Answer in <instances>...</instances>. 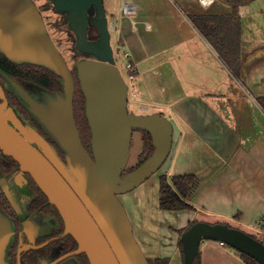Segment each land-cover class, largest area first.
<instances>
[{"label":"water","instance_id":"water-1","mask_svg":"<svg viewBox=\"0 0 264 264\" xmlns=\"http://www.w3.org/2000/svg\"><path fill=\"white\" fill-rule=\"evenodd\" d=\"M50 1L74 31L75 48L93 56L76 65L91 129V151L75 117V76L45 30L41 9L26 0H0V51L15 62L50 68L60 76L63 91L36 83L22 85L1 70L0 75L14 85L20 102L22 98L23 105L46 128L64 152L65 161L44 135L23 124L1 82L0 148L15 158L21 171L30 172L61 212L66 232L76 238V252H85L91 264H150L119 194L136 188L161 168L172 149L173 124L160 113L129 111V87L111 42L115 24L106 15L104 0ZM92 28L96 33L90 39ZM31 84L40 86L41 96L30 93ZM135 130L151 134L154 150L139 166L125 172ZM1 176L0 170V184L10 196L7 180ZM9 233L10 222L0 212V264H7ZM207 239L223 241L264 264L262 240L229 223L207 221H196L181 234L184 264H194L201 242Z\"/></svg>","mask_w":264,"mask_h":264},{"label":"crops","instance_id":"crops-1","mask_svg":"<svg viewBox=\"0 0 264 264\" xmlns=\"http://www.w3.org/2000/svg\"><path fill=\"white\" fill-rule=\"evenodd\" d=\"M128 2L137 14L123 13ZM249 2L239 9V76L190 19L232 13L226 0H105V10L138 69L141 114L160 113L173 124L160 175L196 174L201 185L192 202L205 219L264 234V107L258 99L264 96V10L254 11ZM182 215L186 222L192 218L186 209ZM180 223L169 233L152 221L139 230L134 225V232L147 256L184 264L179 240L186 225ZM212 241L201 242V264H250L238 250Z\"/></svg>","mask_w":264,"mask_h":264},{"label":"flooded vegetation","instance_id":"flooded-vegetation-1","mask_svg":"<svg viewBox=\"0 0 264 264\" xmlns=\"http://www.w3.org/2000/svg\"><path fill=\"white\" fill-rule=\"evenodd\" d=\"M65 23L68 26L66 21ZM94 34L89 33V38H93ZM76 43L75 35V45ZM78 52L79 59L93 57L89 53ZM66 61L68 63L67 59ZM76 63L73 66L68 63L75 79ZM0 82L4 86L9 104L14 107L23 124L34 127L44 135L64 160V153L56 146V142L46 128L8 89L2 77ZM85 146L87 147L86 144ZM0 170L1 177L7 180V188L15 181L23 186L10 197L0 184V212L8 219L12 230L11 239L5 250L7 264H91L85 252H76L79 244L71 233L66 232L65 220L59 209L50 202L30 172L21 171L20 164L15 158L3 153L1 148Z\"/></svg>","mask_w":264,"mask_h":264},{"label":"trees","instance_id":"trees-1","mask_svg":"<svg viewBox=\"0 0 264 264\" xmlns=\"http://www.w3.org/2000/svg\"><path fill=\"white\" fill-rule=\"evenodd\" d=\"M233 7L230 14H194L190 15V19L200 32L212 43V45L220 53L221 57L236 74L240 75L242 69L241 41H242V19L239 14L240 5L250 0H226ZM50 2L45 7L49 8ZM0 70L7 73L20 84L36 83L52 91H63L60 76L50 68L34 64L31 62L18 63L8 58L0 51ZM77 79V71L75 68ZM0 77H2L0 75ZM259 102L264 107V96H260ZM75 117L78 128L81 133L83 142L87 148L91 150V129L87 116L85 114V96L80 87L79 80H76L75 90ZM147 133V141L145 142L142 161L146 160L154 150L152 136ZM59 150L62 149L56 143ZM62 153H64L62 151ZM65 155V154H64ZM135 167L127 168L125 171H131ZM201 185V179L192 173L161 175L160 183V199L159 205L162 209L173 210L181 208H194L192 197ZM195 222V221H194ZM193 222V223H194ZM193 223H190L192 225ZM264 228V224H262ZM187 227L180 229L179 245L183 250L181 234ZM254 236V235H253ZM256 237V236H255ZM257 238V237H256ZM259 239V238H258ZM243 258L250 264H260L255 258L242 253ZM159 262V258L155 259ZM159 264H168L167 260H163ZM194 264H201V253L195 257Z\"/></svg>","mask_w":264,"mask_h":264},{"label":"rangeland","instance_id":"rangeland-1","mask_svg":"<svg viewBox=\"0 0 264 264\" xmlns=\"http://www.w3.org/2000/svg\"><path fill=\"white\" fill-rule=\"evenodd\" d=\"M26 1H33L35 2L36 6L41 9L43 12V16L45 19V30L47 33L53 38V40L57 43L59 48L62 51V54L66 57L68 60V63L70 66H73L76 62L80 60L79 56L80 53L75 49V33L66 26V23L64 21L65 15L63 12L58 11L55 6L51 3L50 0H26ZM50 2L49 8H46L45 5ZM105 4V0H104ZM250 7H253V10L256 12H260V10H264V0H252L249 2ZM259 14L257 13L256 16ZM248 28V27H247ZM90 33H96L95 29L92 28ZM112 38L111 42L115 50V58L116 63L121 69L122 72L125 74V64L127 61V57L124 54V48L121 46V42H119L116 38L117 32L115 29H112ZM0 47L3 49V47L0 44ZM14 59L18 61H24L22 58L14 57ZM76 63V65H77ZM5 84L9 88V90L19 96V94L16 92V88L11 83H8L6 79H4ZM40 86L38 87L36 84H31L29 87L30 93L37 97L38 95L41 96V91H38ZM44 91H48L46 89H43ZM51 92V91H49ZM21 103L26 105V102L21 98ZM129 111L131 113H142L143 111L140 109L139 104L135 98H129V104H128ZM33 113V111H32ZM33 115H35L33 113ZM147 133L143 130H135L133 133L132 138V144H131V154L128 160L127 168L137 167L139 166V163L143 159V155L145 153L144 145L147 141ZM166 161L161 166V168L155 172L150 178L145 180L143 183H141L136 188L126 192V193H120L119 197L123 204L125 205L127 212L132 220L133 225L135 227L137 226L138 230L140 226L148 224V222L151 223L154 222L157 227H162L164 233H169L172 230L176 231L178 228L177 223H180L182 225H186L188 228L190 226V223H193L194 221H207L210 222V220L205 219L206 215H204L206 212L203 211L199 206L195 205L194 208H181V209H173V211L170 210H163L159 205V199H160V183H161V170H164L166 166ZM22 185H18L15 182L8 187L10 195L14 196V192L18 190V188H22ZM193 203V202H192ZM186 209L190 214H192V218L185 221V216L182 215V210ZM202 210V211H201ZM186 223V224H184ZM215 223V222H211ZM181 225V226H182ZM236 227V226H235ZM241 227V226H239ZM238 227V228H239ZM240 229L256 236L260 240L264 242V234L259 229L256 228H243ZM136 231V230H135ZM166 231V232H165ZM178 231V230H177ZM12 232V230H11ZM137 232V231H136ZM135 232V233H136ZM139 234V232H138ZM138 234H136L137 239L139 241ZM11 233H9V240L11 239ZM140 242V241H139ZM212 242H218L215 240ZM228 249L231 250H238L234 247H232L229 244H225ZM238 252H240L238 250ZM242 254V252H240ZM149 259L150 264H159L165 259H162L161 261L157 262L153 257L147 256Z\"/></svg>","mask_w":264,"mask_h":264},{"label":"built area","instance_id":"built-area-1","mask_svg":"<svg viewBox=\"0 0 264 264\" xmlns=\"http://www.w3.org/2000/svg\"><path fill=\"white\" fill-rule=\"evenodd\" d=\"M203 3H207V0H201ZM212 2V0H211ZM137 6L134 3H125L123 6V13L126 15H135L137 14ZM124 54L127 57V61L125 64V74L122 72L128 87H129V98H136L138 97L139 93L138 91L135 90V86L137 83V74H138V69L134 62L130 60L129 55L130 53L124 49ZM221 244H226L223 241H220Z\"/></svg>","mask_w":264,"mask_h":264}]
</instances>
